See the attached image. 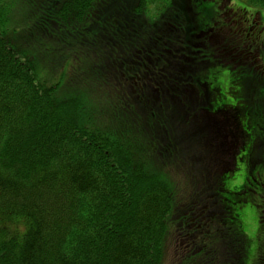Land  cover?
I'll use <instances>...</instances> for the list:
<instances>
[{
  "label": "trees",
  "instance_id": "1",
  "mask_svg": "<svg viewBox=\"0 0 264 264\" xmlns=\"http://www.w3.org/2000/svg\"><path fill=\"white\" fill-rule=\"evenodd\" d=\"M193 2L0 0V264H164L173 236L175 264L249 261L218 194L244 166L264 225V0Z\"/></svg>",
  "mask_w": 264,
  "mask_h": 264
},
{
  "label": "rangeland",
  "instance_id": "2",
  "mask_svg": "<svg viewBox=\"0 0 264 264\" xmlns=\"http://www.w3.org/2000/svg\"><path fill=\"white\" fill-rule=\"evenodd\" d=\"M20 1L21 0H17V5H19ZM238 1L241 2L242 0H238ZM234 2H236V0H234ZM193 3L195 5V8H197L198 4H201V3L196 2V0H194ZM171 4H173V7L178 6L180 4L184 5L186 4V0H166V4L163 7L167 10ZM156 9H158V6L154 8L155 10L154 12H156ZM17 14H18V10L16 8V5L14 6L12 3L11 16L14 17L15 19H18ZM263 17H264V14H263ZM263 25H264V21H263ZM27 27L28 25L25 24L22 28H18L15 30L20 35H23ZM25 57H26L25 55L21 54L22 59L25 60ZM227 74H228L227 69L222 70L221 75L218 78V81L224 79V77H226ZM241 91H242V85L241 83L238 82L235 86V92L241 95ZM232 96L236 100L239 99L237 95L235 96V94ZM168 122L169 121H166L165 125L163 126V131H162L163 138L161 141H159V144H160L159 152H161L162 148H168V139L170 138V129H171L170 124H168ZM172 129L176 131L177 128L176 126H172ZM141 133L143 135L144 134L149 135V122L146 123V126H144ZM138 137L139 138L137 140L139 142H143V143L149 142V137H146V136L145 137L138 136ZM179 152H182V150L180 149ZM152 170L163 173L166 177H168L172 181L171 184L174 186L173 190L175 191L177 203H179V209L183 207L184 205L183 200L185 202L186 200L190 201L191 197L192 198L198 197V190L188 180L185 174L184 166L180 164L174 165L170 163H165L163 165V164L158 163L157 165L154 164ZM227 179L228 180L226 182H227L230 193L229 192L221 193V194H218V196L223 200L225 205L226 204L231 205V208H234L233 203L236 202L235 209H238V210L237 212L234 210L232 213L235 214L233 216H235L236 221H238V225L240 226L241 233L244 234L245 238L247 239V242L250 243V247H249L250 258L246 264H251L254 257L256 256L258 246L264 242V225L262 226L260 224L259 207H258L259 204L263 205V201H262L263 197L261 196L260 193H258L259 192L258 190H251L250 192L248 191L245 194L241 192L243 183L245 181L244 166L241 167V170L237 172V175L235 177L232 176L230 178L228 177ZM252 193H258V194H254L251 196ZM231 195H233L235 199L233 203H231L232 200H230L231 198H229V196ZM243 197H244L243 201L242 200L240 201V199ZM178 214L179 216L183 215L182 212L180 211H178ZM188 215H192V212L189 211ZM182 218L186 219L185 216H183ZM193 225H195L194 221H193ZM180 251H181V248H178L177 240L173 236L169 244V248L167 250L164 264H175L177 260H180V257H179Z\"/></svg>",
  "mask_w": 264,
  "mask_h": 264
},
{
  "label": "flooded vegetation",
  "instance_id": "3",
  "mask_svg": "<svg viewBox=\"0 0 264 264\" xmlns=\"http://www.w3.org/2000/svg\"><path fill=\"white\" fill-rule=\"evenodd\" d=\"M228 4L233 6L234 0H218L217 8L219 10H225ZM231 10L233 11V8H231ZM258 19L259 18H255L253 12H251L249 17L245 18L244 20L247 21L248 23H250L252 26L257 22L260 23V21ZM252 29H253V27H252Z\"/></svg>",
  "mask_w": 264,
  "mask_h": 264
}]
</instances>
